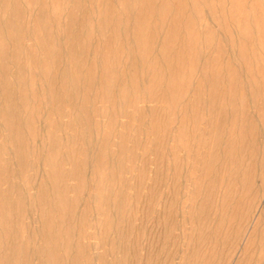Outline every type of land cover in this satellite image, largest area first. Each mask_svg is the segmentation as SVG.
<instances>
[{"label": "rangeland", "instance_id": "obj_1", "mask_svg": "<svg viewBox=\"0 0 264 264\" xmlns=\"http://www.w3.org/2000/svg\"><path fill=\"white\" fill-rule=\"evenodd\" d=\"M203 263L264 264V0H0V264Z\"/></svg>", "mask_w": 264, "mask_h": 264}, {"label": "bare ground", "instance_id": "obj_2", "mask_svg": "<svg viewBox=\"0 0 264 264\" xmlns=\"http://www.w3.org/2000/svg\"><path fill=\"white\" fill-rule=\"evenodd\" d=\"M243 8V7H242ZM166 11V10H165ZM165 11H163V12H165ZM143 20V19H142ZM146 22V21H145ZM245 25H246V23H245ZM15 26V25H14ZM154 26V25H153ZM250 26V25H249ZM157 27V26H156ZM243 27V26H242ZM3 29V28H2ZM156 29V28H155ZM191 29V28H190ZM194 30V29H193ZM223 32V31H222ZM19 34V33H18ZM250 34V33H249ZM252 35V34H251ZM206 41V40H205ZM210 41V40H209ZM11 44V43H10ZM178 44V43H177ZM142 46V45H141ZM180 46V45H179ZM2 51H4V50H2ZM259 53V52H258ZM244 55H245V53H244ZM1 58H3V57H1ZM2 63V62H1ZM215 65V64H214ZM159 67V66H158ZM174 68V67H173ZM1 71H2V69H1ZM4 71V70H3ZM58 73V72H57ZM233 76V75H232ZM231 76V77H232ZM178 77V76H177ZM219 77V76H218ZM221 77V76H220ZM23 80V79H22ZM18 81V80H17ZM23 82V81H22ZM59 82H60V80H59ZM193 89V88H192ZM23 90V89H22ZM68 93V92H67ZM38 97V96H37ZM72 116V115H71ZM213 118V117H212ZM211 118V119H212ZM229 123H230V121H229ZM232 123V122H231ZM165 124V123H164ZM224 124V123H223ZM237 127V126H236ZM76 128V127H75ZM214 135V134H213ZM2 136V135H1ZM69 147H71L70 145H69ZM246 150V149H245ZM258 166V165H257ZM255 176V175H254ZM253 177V176H252ZM256 179V178H255ZM123 181V180H122ZM253 181V180H252ZM254 182V181H253ZM20 190V189H19ZM182 194V193H181ZM261 194H263V193H261ZM257 201V200H256ZM162 210V209H161ZM212 216V215H211ZM118 217H119V215H118ZM131 217V216H130ZM141 218V217H140ZM211 218V217H210ZM141 220V219H140ZM220 220V219H219ZM227 223H229V222H227ZM227 225V224H226ZM230 225H231V223H230ZM131 231V230H130ZM137 232V231H136ZM192 232V231H191ZM190 232V233H191ZM54 235V234H53ZM188 236H190V234L188 235ZM88 237V236H87ZM135 237V236H134ZM215 237V236H214ZM137 238V237H136ZM197 240V239H196ZM199 240V239H198ZM216 240V239H215ZM200 242V241H199ZM215 243H216V241H215ZM217 244V243H216ZM196 245H199V244H196ZM202 245V244H201ZM221 246V245H220ZM221 248H223V247H221ZM227 249V248H226ZM228 250V249H227ZM197 251V250H196ZM200 251V250H199ZM204 253V252H203ZM211 254V253H210ZM215 255V254H214ZM220 255V254H219ZM225 257V256H224ZM234 260V259H233ZM100 261V260H99ZM204 264V263H203Z\"/></svg>", "mask_w": 264, "mask_h": 264}]
</instances>
